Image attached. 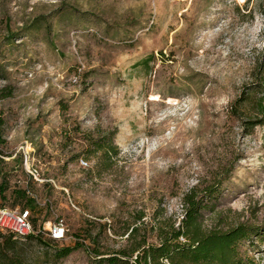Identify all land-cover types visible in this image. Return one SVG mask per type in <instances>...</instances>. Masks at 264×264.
<instances>
[{
	"label": "rangeland",
	"instance_id": "374dc122",
	"mask_svg": "<svg viewBox=\"0 0 264 264\" xmlns=\"http://www.w3.org/2000/svg\"><path fill=\"white\" fill-rule=\"evenodd\" d=\"M263 62L264 0H0V207L22 208L24 181L36 227L64 219L65 240H43L70 250L45 264H94L91 240L157 245L193 190L204 231L264 230V123L231 113ZM236 251L264 264V237Z\"/></svg>",
	"mask_w": 264,
	"mask_h": 264
},
{
	"label": "trees",
	"instance_id": "16d2710c",
	"mask_svg": "<svg viewBox=\"0 0 264 264\" xmlns=\"http://www.w3.org/2000/svg\"><path fill=\"white\" fill-rule=\"evenodd\" d=\"M231 113L243 116L245 113L249 114L247 118L251 124L264 123V62L256 69L250 88L234 101ZM4 144L5 139L0 129V147ZM3 163L0 149V172ZM17 184L19 187L12 196L14 205L22 203L21 209L33 212L36 208L35 200L29 195L28 184H24V181H17ZM6 186L5 181L0 183V195ZM216 190L215 185L210 186L204 190V195L215 196ZM2 198L5 199V196ZM203 198L198 199L195 190L183 197L184 215L179 229H171L169 234L159 228L157 245L145 248V245L137 244L129 250L120 249L111 253L101 251L94 240H91L90 248L83 244L79 246L89 251L94 264H129V258L134 254L133 264H258L252 259L239 258L236 246L251 237L263 238L264 230L239 225L227 232L204 231L199 222L201 212L207 207ZM33 224L36 227L34 220ZM130 231L128 236L133 229ZM180 238L184 241L180 242ZM48 246L42 235H31L20 240L14 233L0 229V264H45L51 258L66 256L70 250L67 248L61 254L49 256L46 251Z\"/></svg>",
	"mask_w": 264,
	"mask_h": 264
},
{
	"label": "built area",
	"instance_id": "2783aa9c",
	"mask_svg": "<svg viewBox=\"0 0 264 264\" xmlns=\"http://www.w3.org/2000/svg\"><path fill=\"white\" fill-rule=\"evenodd\" d=\"M17 153L21 155L22 166L27 176V182H41L40 172L35 165L32 143L25 141L24 145L19 147ZM81 163L84 165L86 164L83 161H81ZM29 195L36 201V198L32 194L29 193ZM0 229L14 233L20 240L38 234L56 242L63 241L66 238V226L64 219L61 217L55 216L53 220L35 227L31 211L18 207H0Z\"/></svg>",
	"mask_w": 264,
	"mask_h": 264
}]
</instances>
